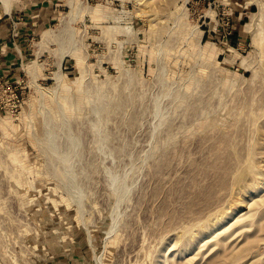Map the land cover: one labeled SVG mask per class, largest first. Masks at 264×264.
I'll list each match as a JSON object with an SVG mask.
<instances>
[{
  "label": "rangeland",
  "instance_id": "obj_1",
  "mask_svg": "<svg viewBox=\"0 0 264 264\" xmlns=\"http://www.w3.org/2000/svg\"><path fill=\"white\" fill-rule=\"evenodd\" d=\"M7 5L0 264H264V0Z\"/></svg>",
  "mask_w": 264,
  "mask_h": 264
},
{
  "label": "bare ground",
  "instance_id": "obj_2",
  "mask_svg": "<svg viewBox=\"0 0 264 264\" xmlns=\"http://www.w3.org/2000/svg\"><path fill=\"white\" fill-rule=\"evenodd\" d=\"M7 1L8 0H0V2H2L3 4H4V6L6 7H4V9H5V11L7 12L8 11V5H7ZM259 174H262V176H258ZM255 175H257L256 177H258V178H261V180H264V173H262V172H256V173H254V176ZM254 180H255V178H253ZM111 183H113V181H114V178H111ZM119 201V198L117 199V202ZM247 206V205H246ZM116 217V216H115ZM114 217V219H113V223H112V225H111V227L109 228V230L106 232L107 234H110V233H112V231L115 229V227H116V218ZM235 219V218H234ZM253 222H256V221H254V220H248L246 223L245 222H243V223H241V226H244V225H248V224H250V223H253ZM260 224V223H259ZM260 226V225H259ZM231 234H233V232L231 233ZM226 238H223L222 239V242H224V240H225ZM184 252V250L182 249V250H180V252L178 251V253H183ZM177 253V254H178ZM176 254V255H177ZM178 256H180V254L178 255ZM97 264H102L101 263V259L98 257L97 258Z\"/></svg>",
  "mask_w": 264,
  "mask_h": 264
},
{
  "label": "trees",
  "instance_id": "obj_3",
  "mask_svg": "<svg viewBox=\"0 0 264 264\" xmlns=\"http://www.w3.org/2000/svg\"><path fill=\"white\" fill-rule=\"evenodd\" d=\"M235 37V35H233V38ZM233 42H235V40L233 41Z\"/></svg>",
  "mask_w": 264,
  "mask_h": 264
}]
</instances>
